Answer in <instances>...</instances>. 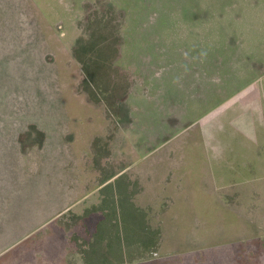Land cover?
Segmentation results:
<instances>
[{
  "label": "rangeland",
  "instance_id": "rangeland-1",
  "mask_svg": "<svg viewBox=\"0 0 264 264\" xmlns=\"http://www.w3.org/2000/svg\"><path fill=\"white\" fill-rule=\"evenodd\" d=\"M97 16L118 25L113 68L129 84L118 104L120 118L94 141L92 155L102 171L116 168L112 175H118L136 168L137 157L146 168H158L167 149L180 144L191 147L187 154L196 163V146L203 143L214 174L212 181L207 177L208 192L212 188L215 199L231 177L247 180L245 216L240 209L244 233L235 234L228 212L227 232L221 224L210 228L198 221L181 231L174 213L187 210L174 201L178 180L166 176L169 191L155 192L164 201H138L154 206L146 209V226L160 229L158 249L120 264H264V0H0V136L30 126L26 119L35 118L32 102L39 92L47 100L85 99L73 49ZM95 107L88 111H106ZM21 141L34 167L39 137L25 133ZM154 181L161 179L147 183ZM188 193L183 207L192 210L190 221L207 213L208 199ZM6 202L0 201L2 214L12 204ZM99 203L97 190L2 252L0 264H84L81 252L102 215Z\"/></svg>",
  "mask_w": 264,
  "mask_h": 264
},
{
  "label": "crops",
  "instance_id": "crops-1",
  "mask_svg": "<svg viewBox=\"0 0 264 264\" xmlns=\"http://www.w3.org/2000/svg\"><path fill=\"white\" fill-rule=\"evenodd\" d=\"M64 103L68 105L64 113L27 118L26 121L31 122L32 128L22 127L19 131L14 128L12 134H7L6 139L0 136V200L6 199V204L13 202L15 197L24 190L26 183L36 181L44 185L46 190L51 191L49 200L47 197L48 202H51L43 210L44 214H40L41 212H38L37 209L31 210L22 221L10 212V207L6 208L4 214L0 211V254L97 190L100 195L98 207L102 211V215L94 224L92 232L96 241L111 242L116 234L111 229L112 227L117 225L119 232L122 233L123 228L125 230V227L122 226H130L131 220H122V216L132 218L143 210L154 208L153 205L141 206V201L144 202L146 198L155 199L153 201L156 202L164 201L163 198L156 199L155 192H160L161 189L163 192L169 191L163 184H167L165 177H170L171 173L174 174L175 180L173 181L178 180L175 195L177 196L179 193L174 201L176 204H180L181 209L188 211V208L183 207V204L190 200L188 192L199 193L204 196V200L208 199L207 213L203 216H195L194 220H186L188 215L192 217L191 209L188 212L178 210L174 213L177 220L175 223L181 231L188 230L190 222L196 225L198 221V226L210 225V228H214V224L216 226L221 224L224 228L223 231L227 232L225 228L227 223L223 218L225 217L224 213L228 212L227 214L235 219L233 233H244L245 223L240 218V209L241 215L245 216L246 206L249 205L246 199L247 180L244 179L245 175L231 177L228 184L224 183L220 186L222 197L215 199V196L212 195V188L209 193L207 185V177L212 181L214 176L213 171L208 172V169H211L209 168L211 162L208 156V146L196 142L199 144L196 146V158L198 159H196V163L190 160L187 154L191 147L180 144L167 149L166 160L160 161L161 164L158 168L153 166L151 169L146 168L145 162L138 161L139 157H137L136 168H131L132 165L127 166L120 174L112 175L116 168L103 172L101 163L93 158L91 148L93 142L96 139H102L105 135L102 134L108 132L111 127L106 114L104 112H98V114L89 112L96 107L90 104L86 98L82 100L78 96L66 97ZM70 104L77 105L70 106ZM86 112L90 113L88 120L85 119ZM6 119L9 121L18 120L14 116ZM25 133L33 134L40 140V150L35 156L36 158L34 157V167L31 160L25 157L23 151L21 138ZM6 153H13V155L9 154L7 161ZM95 164L97 165L95 166ZM150 178L161 179V181H154V185H151L150 182L147 183ZM194 179H196L195 187ZM151 193L154 194L153 198L150 197ZM251 194L253 195L255 192L252 191ZM221 201H225L227 205L223 206L219 203ZM252 205L253 209H256L258 207L257 200ZM214 210H218L216 218L210 216ZM241 226H244L243 230H241Z\"/></svg>",
  "mask_w": 264,
  "mask_h": 264
},
{
  "label": "trees",
  "instance_id": "trees-1",
  "mask_svg": "<svg viewBox=\"0 0 264 264\" xmlns=\"http://www.w3.org/2000/svg\"><path fill=\"white\" fill-rule=\"evenodd\" d=\"M119 42L118 25H112L111 19L97 16L91 22V33L89 36L87 38L80 37L73 49L74 60L81 66L78 90L93 106H97L100 110L104 106L106 110L104 113L108 117L107 119L111 126L113 124L111 123L112 121H117L120 118L118 104L119 102L122 103L129 89L126 77L119 76L118 71L113 68V62L118 56L117 45H119ZM29 50L30 45L25 51ZM52 97L47 100L48 97H44L40 92L37 94L39 100L36 101L37 103L32 102V105L34 103L36 105L35 118L45 116V114L64 113L65 108L68 107L64 103L66 96L54 95ZM60 109L64 111H60ZM49 123H52V121H49ZM28 128L32 127L29 126ZM15 129L19 131L21 128L15 127ZM95 145L93 142L92 150L95 149ZM50 196L51 191L49 189L46 190L45 186L40 182L26 183L24 190L15 197L12 204L8 207H10L11 213L24 221L25 215L31 210L37 209L38 212H41L40 214H44L43 210L51 202H48ZM146 217V210L135 214L132 218L129 216L125 217L126 221L131 220L130 226H122L125 227L122 233L119 232L117 225L112 227L111 229L116 234L113 240L106 242L105 245L96 241L94 233H92L90 243L81 252L83 263L109 264L113 261V264H120L125 259L129 260L147 251L156 252L161 231L157 227H147L146 223H149L146 221ZM121 219L124 220L122 217ZM99 261L101 263H98Z\"/></svg>",
  "mask_w": 264,
  "mask_h": 264
}]
</instances>
